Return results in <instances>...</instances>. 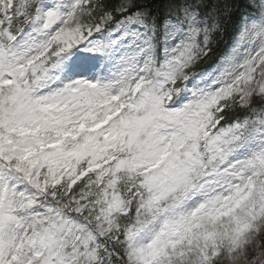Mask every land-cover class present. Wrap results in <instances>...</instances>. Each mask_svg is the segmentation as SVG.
<instances>
[{
	"label": "snow or ice",
	"instance_id": "6c2138e0",
	"mask_svg": "<svg viewBox=\"0 0 264 264\" xmlns=\"http://www.w3.org/2000/svg\"><path fill=\"white\" fill-rule=\"evenodd\" d=\"M0 264H264V0H0Z\"/></svg>",
	"mask_w": 264,
	"mask_h": 264
},
{
	"label": "trees",
	"instance_id": "16d2710c",
	"mask_svg": "<svg viewBox=\"0 0 264 264\" xmlns=\"http://www.w3.org/2000/svg\"><path fill=\"white\" fill-rule=\"evenodd\" d=\"M215 57L213 56L211 59H208L204 64H202L201 66H206L208 63H211L212 60H214Z\"/></svg>",
	"mask_w": 264,
	"mask_h": 264
}]
</instances>
